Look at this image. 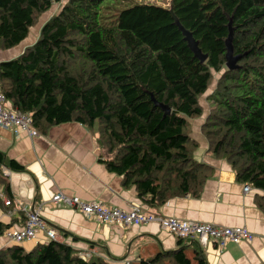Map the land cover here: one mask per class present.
<instances>
[{
  "label": "trees",
  "instance_id": "1",
  "mask_svg": "<svg viewBox=\"0 0 264 264\" xmlns=\"http://www.w3.org/2000/svg\"><path fill=\"white\" fill-rule=\"evenodd\" d=\"M104 1L0 0V51L21 44L39 17L60 5L34 44L0 62V88L9 108L28 115L39 134L66 123L93 129L99 161L148 208L199 196L211 170L194 160L198 144L189 134L190 121L204 114L200 132L208 152L230 165L237 182L262 193L255 204L264 214V0L134 4L107 26L99 22ZM180 28L206 55L204 63L189 50ZM229 30L232 54L239 57L233 71L225 68ZM215 75L205 113L200 99ZM1 167L23 171L3 153ZM4 184L0 174L7 190ZM6 228L0 224V236ZM178 245L134 264H191L187 245L196 264H207L198 243L178 240ZM0 264L112 263L57 240L30 251L11 245L0 250Z\"/></svg>",
  "mask_w": 264,
  "mask_h": 264
},
{
  "label": "crops",
  "instance_id": "2",
  "mask_svg": "<svg viewBox=\"0 0 264 264\" xmlns=\"http://www.w3.org/2000/svg\"><path fill=\"white\" fill-rule=\"evenodd\" d=\"M27 46H18L0 51V62L15 59ZM7 106L10 107L9 103ZM206 113V111H205ZM205 116L192 122L189 136L198 144L193 158L211 170L197 198L190 195L168 200L159 208H148L138 198L134 188H125L121 178L109 172L99 161L101 152L93 129L77 123L53 126L44 134L29 137L25 133L15 136L11 130L0 128V153L8 160L23 168L11 172L0 191L11 198L13 206L40 208L42 221L54 229L58 241L66 242L83 252L89 251L103 257L112 264L137 263L157 253L174 251L179 248L178 240L162 230L157 224L131 226L127 229L104 226L82 214L51 204V197L57 192L85 202L100 204L128 211L141 206L145 213L163 218L210 224L217 227H239L250 232V242L228 244L218 250L214 244L201 247L207 264H264V214L256 206L255 197L260 191L250 188L243 192L245 185L236 181L230 165L216 159L207 150V143L200 132ZM7 208L0 210L2 226L21 228V218L9 217ZM84 241L73 242L69 235ZM44 236L39 239L43 241ZM95 246L91 249L88 243ZM42 242H28L19 245L25 251L32 250ZM11 246L0 236V250ZM182 246H184L182 244ZM185 255L191 264L193 248H185Z\"/></svg>",
  "mask_w": 264,
  "mask_h": 264
},
{
  "label": "built area",
  "instance_id": "3",
  "mask_svg": "<svg viewBox=\"0 0 264 264\" xmlns=\"http://www.w3.org/2000/svg\"><path fill=\"white\" fill-rule=\"evenodd\" d=\"M7 103L0 88V128L11 130L15 136H18L20 133H25L31 138L38 136L37 130L31 126L30 117L10 109ZM0 174L2 178L6 179L10 175V171L5 167H1ZM249 191L250 187L245 185L243 192L248 193ZM0 200L3 206L7 208L9 217L22 219L20 229L8 227L3 231V237L8 244L43 243L39 239L40 235L44 236V242L58 240L56 231L42 221L39 214L40 208L35 210L34 207H28L22 203H16V206H13L11 198L2 193V191H0ZM51 204L55 207L74 210L87 219L109 227L127 229L131 226L155 223L177 240L196 242L201 247L211 243L219 251L224 249L228 244L250 242L254 238L244 228L217 227L175 218H163L155 214L145 213L139 205L133 206L128 211H122L117 208L104 206L99 202H85L78 198L67 197L60 192L51 197Z\"/></svg>",
  "mask_w": 264,
  "mask_h": 264
},
{
  "label": "rangeland",
  "instance_id": "4",
  "mask_svg": "<svg viewBox=\"0 0 264 264\" xmlns=\"http://www.w3.org/2000/svg\"><path fill=\"white\" fill-rule=\"evenodd\" d=\"M64 2H65V0H62V3L60 5H62ZM168 2H169V0H105L103 5H102V10L100 11V14H99L100 15L99 22L105 26L110 25V23L114 24L117 15L121 11L130 8L134 4L144 3V4H152V5H156V6H160V7H167ZM60 5H53L48 12L42 14L36 20L33 27L29 30L27 38L23 41V46L28 47V46H31L32 44L35 43V41L38 38L40 27L43 25V23H45V21L49 20L50 17L57 12ZM216 79H217V76L215 75L214 80H213L211 86L209 87L208 91L200 99V103L204 107L205 111H206L207 106L204 102V99L214 88V83H215ZM196 120H199V119H196ZM193 121H195V120L190 121V126H191Z\"/></svg>",
  "mask_w": 264,
  "mask_h": 264
},
{
  "label": "water",
  "instance_id": "5",
  "mask_svg": "<svg viewBox=\"0 0 264 264\" xmlns=\"http://www.w3.org/2000/svg\"><path fill=\"white\" fill-rule=\"evenodd\" d=\"M180 31L182 33V36L184 38V41L186 42L189 50L192 52V54L194 55V57L200 62V63H204L207 59L206 55H203L201 53V51L198 48V44L197 42H195V40L192 38L191 34L187 31H185L184 29L180 28ZM231 41H232V31L229 30L228 33V37L225 40V47H226V54H225V68L228 71H233L236 70V63L239 60V57H234L232 54V45H231ZM29 47V46H28ZM154 105L158 108H160L163 112L164 115L167 116L170 114V109L166 106H163L162 104H159L155 101Z\"/></svg>",
  "mask_w": 264,
  "mask_h": 264
}]
</instances>
